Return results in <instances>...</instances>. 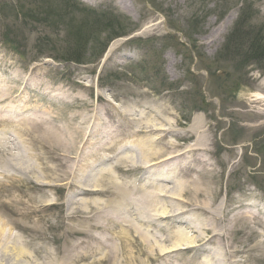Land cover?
Wrapping results in <instances>:
<instances>
[{
    "label": "rangeland",
    "instance_id": "obj_1",
    "mask_svg": "<svg viewBox=\"0 0 264 264\" xmlns=\"http://www.w3.org/2000/svg\"><path fill=\"white\" fill-rule=\"evenodd\" d=\"M255 38L264 51V0H0L12 101L0 115L40 125L0 122V221L23 249L11 262L67 264L75 245L124 234L115 192L141 199L145 166L164 159L153 207L183 247L199 242L171 262L264 264V118L246 113L264 93ZM196 206L209 226L183 221Z\"/></svg>",
    "mask_w": 264,
    "mask_h": 264
},
{
    "label": "bare ground",
    "instance_id": "obj_2",
    "mask_svg": "<svg viewBox=\"0 0 264 264\" xmlns=\"http://www.w3.org/2000/svg\"><path fill=\"white\" fill-rule=\"evenodd\" d=\"M123 5L126 6L127 0H121ZM10 89H8L9 91ZM0 102L2 100H9L11 103V99L7 96L9 94L0 95ZM254 99L250 101V109L246 112L248 114H255L261 118H264V93L257 94L253 96ZM7 110L10 111L11 109ZM9 113L5 115H0V122L4 119V124L11 122V121H24L27 126L29 125L34 129L35 127H39V123L29 116H23L19 120L16 119H8ZM22 131V130H21ZM45 131V130H43ZM50 137V135H49ZM204 140L205 138L202 137ZM68 147H70L71 143L67 144ZM193 153L196 152V150H191ZM148 154V152H146ZM144 155V153H143ZM159 158L162 155H154L149 154L145 158H151V157ZM130 159H132V155L129 156ZM144 158V157H143ZM144 158V160H145ZM162 158V157H161ZM195 160V159H194ZM149 161V160H148ZM202 164V162L195 160ZM158 162H164L163 160L154 161L150 165L145 166V170L148 172V174L151 171V175L147 176L145 179V186L147 188H154L152 191L144 192L141 199H137L134 196H132L131 192H118V190L115 192V197L121 199L118 200L116 203L118 206L115 209V219L120 224L119 227L126 228L124 234L121 233V235H118L120 231H117L112 236H109L107 238L103 237V232H100L95 235L96 243L91 244V241L94 240L92 237H87L86 239L80 242V246L85 245L88 247H91L90 250L87 248H76L77 245H75V249L73 256L71 259H69L67 264H79L82 261L88 262L87 264H146L154 263L157 264H174L171 262L172 258L177 255L178 253L183 254L186 251H191L195 246L199 244V242L193 243L198 239H192L190 237L191 244H188L186 246H182L184 244L181 239L183 238L182 232H178L177 234H174L168 232V229L164 227V219L166 218L164 216V211L159 212L158 210L154 209V203H164V189L159 188L157 185H153L154 181L159 180H166L171 177L170 172L167 173L164 172V176L161 175L157 176L154 179V170L152 168L158 167L156 163ZM150 166V167H149ZM168 167L170 165H167ZM166 167V166H164ZM153 180V181H152ZM152 181V182H151ZM162 182V181H161ZM120 185V183H118ZM129 184V182H128ZM152 184V185H151ZM131 185V184H130ZM132 187V186H131ZM120 189L122 188V184L119 186ZM117 189V188H116ZM128 190V189H127ZM133 192V190H132ZM98 193V192H97ZM134 193V192H133ZM118 195V197H117ZM161 201V202H160ZM4 206V205H3ZM97 208H101L99 204H97ZM112 208V205H108L103 208V211L106 212L107 216H105L106 219H110V213L112 211L110 210ZM201 209H208L206 207H200L196 206L190 214V219L187 217H184L183 221L189 225H192L194 222L200 223L202 220V223L205 226H209L207 223L209 219L207 217L201 216L200 210ZM187 212H184L183 215H185ZM179 212L173 213V215H178ZM212 219L215 217V215H211ZM111 220V219H110ZM200 223V224H202ZM127 224V225H126ZM199 224V225H200ZM195 225V224H194ZM201 229L199 226H195V231H198ZM131 230V231H130ZM164 230L167 231V233H164ZM106 233L109 234L105 229ZM205 231H208L206 229ZM219 232H215V234H218ZM112 234V233H110ZM12 235V229L9 230L7 223L4 221H0V264H17L18 258H15V262H11V258L8 257L7 254H11L14 256H19L18 254L23 249L19 248V245L12 244L13 241H10V237ZM175 239H173V237ZM114 238V239H113ZM120 239L121 243L117 242L116 239ZM113 239V241H112ZM212 239V237L210 238ZM209 239V242L211 241ZM194 240V241H193ZM202 241V246H204L206 239H200ZM112 241V242H111ZM171 241V242H169ZM9 244H12L9 246ZM17 246V247H16ZM20 250V251H18ZM9 251V252H8ZM21 251V252H22ZM17 253V254H16ZM5 257V258H4ZM10 261V262H9ZM108 262V263H107ZM20 264V263H19Z\"/></svg>",
    "mask_w": 264,
    "mask_h": 264
},
{
    "label": "trees",
    "instance_id": "obj_3",
    "mask_svg": "<svg viewBox=\"0 0 264 264\" xmlns=\"http://www.w3.org/2000/svg\"><path fill=\"white\" fill-rule=\"evenodd\" d=\"M243 20L244 19H242V17H240V19H239V21H238V23H240V24H237V26L235 27V30L233 31V34L234 33H239L240 32V30H241V24H242V22H243ZM121 33V32H120ZM232 34V35H233ZM113 38H111V36H108V42L110 41V40H112ZM259 39L260 38H255V42L252 44L253 46H255L256 47V49L258 50L257 52H259L260 51V49L262 48L261 47V43L260 44H257V42L259 41ZM251 45V46H252ZM107 47V44H105L103 47H102V49L100 50V52L99 53H103V51L105 50V48ZM249 49H250V47H249ZM261 53H259V55L261 56V57H263L264 56V51H260ZM246 53V55H252V57H254L255 56V52H253V51H247V52H245Z\"/></svg>",
    "mask_w": 264,
    "mask_h": 264
}]
</instances>
